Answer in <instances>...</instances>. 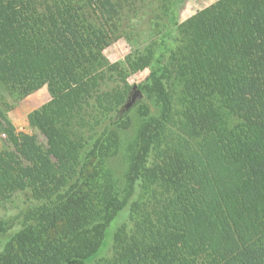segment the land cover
<instances>
[{"label":"trees","instance_id":"16d2710c","mask_svg":"<svg viewBox=\"0 0 264 264\" xmlns=\"http://www.w3.org/2000/svg\"><path fill=\"white\" fill-rule=\"evenodd\" d=\"M184 1L0 0V264H264V0Z\"/></svg>","mask_w":264,"mask_h":264},{"label":"rangeland","instance_id":"374dc122","mask_svg":"<svg viewBox=\"0 0 264 264\" xmlns=\"http://www.w3.org/2000/svg\"><path fill=\"white\" fill-rule=\"evenodd\" d=\"M215 1L216 0H185L179 9V21L189 18ZM135 47L136 43L134 41L120 37L102 51V54L114 66L119 77L121 89L128 95V101L135 90V86L140 90V94L136 97L135 101L144 99V92L139 85L144 82L149 75L148 69L132 73L126 65L125 56ZM50 98L51 96L47 87L42 86L9 109L6 112L7 117L13 123L17 131L34 134L37 136L39 142L45 143L44 136L37 130L32 129L29 125L27 115L32 110L39 108L49 101ZM1 137L4 138L5 135L2 134Z\"/></svg>","mask_w":264,"mask_h":264},{"label":"water","instance_id":"95a60500","mask_svg":"<svg viewBox=\"0 0 264 264\" xmlns=\"http://www.w3.org/2000/svg\"><path fill=\"white\" fill-rule=\"evenodd\" d=\"M134 88H135V90L132 93V95L130 96L129 101L126 104L127 108L130 107V105L135 101L136 97L139 96V94H140V90L136 86Z\"/></svg>","mask_w":264,"mask_h":264}]
</instances>
